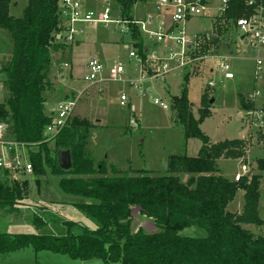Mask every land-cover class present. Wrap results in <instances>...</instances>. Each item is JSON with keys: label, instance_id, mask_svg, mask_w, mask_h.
I'll return each instance as SVG.
<instances>
[{"label": "trees", "instance_id": "trees-1", "mask_svg": "<svg viewBox=\"0 0 264 264\" xmlns=\"http://www.w3.org/2000/svg\"><path fill=\"white\" fill-rule=\"evenodd\" d=\"M19 1H28L21 17L11 14ZM122 13L130 11L139 0H118ZM59 0H0V30L7 31L14 43L10 64L3 68V84L7 97L0 103V117L9 125V136L19 143L38 144L31 153L33 176L42 177L49 170L60 178L59 188L65 194L84 199L75 204L78 210L97 224L95 230L84 229L75 235L74 222L66 221L64 236L53 234H0V256L27 248L36 253L51 252L74 261L100 260L103 264H264V233L255 235L248 226L264 227L259 202L263 175L249 174L239 182L219 174L221 159H245L248 139L212 143L200 125L210 118V106L199 109L194 117L188 98V77L180 94L172 98L174 118L184 127L187 138L198 139L202 146L196 157L171 156L169 173L151 176L144 170L123 171L107 161L95 167L86 145L95 128L87 119L70 120L54 140L44 141V131L52 118L45 114V67L51 63V48L56 47ZM226 18H240L252 11L244 0H230ZM218 34H223L222 28ZM218 43L212 40L208 50ZM140 53L145 47L138 45ZM205 98L202 104L205 105ZM241 110H253L255 105L240 97ZM173 118V119H174ZM69 150L73 166L61 169L57 152ZM244 160V161H245ZM256 167L264 171V159ZM187 175L188 179L183 181ZM39 181V179H37ZM19 182L0 181V211L12 214L24 198ZM24 186V187H23ZM243 191L241 213L229 211L238 191ZM5 209L8 210L5 212ZM151 220L156 232L143 228L132 231L134 213ZM35 227L46 226L35 213L26 222ZM196 226L204 229L205 238L181 236V232Z\"/></svg>", "mask_w": 264, "mask_h": 264}, {"label": "rangeland", "instance_id": "rangeland-1", "mask_svg": "<svg viewBox=\"0 0 264 264\" xmlns=\"http://www.w3.org/2000/svg\"><path fill=\"white\" fill-rule=\"evenodd\" d=\"M153 1L148 0L145 2L146 5L132 7L130 15L134 18L139 15L138 18H142L143 11L146 10L147 13L154 6ZM214 4H220L219 0H214ZM23 8L24 2L18 3L12 14L21 17ZM212 25L210 17H196L185 25L184 31L190 36H195L201 34L204 28H208L209 35L212 33ZM83 28L88 33L87 36L85 38V34L78 37L80 44L72 45L71 52V46L63 44L51 48V63L45 67L46 79L43 82L44 112L50 116L53 109L57 108L59 102L66 100L67 96L72 100L77 99L71 120L87 119L94 125L86 151L95 161V167L99 162L107 161L109 176L112 175L110 166L123 171L144 170L150 172L151 176H162L169 173L171 156L198 155L202 142L186 137L184 127L178 124L172 111V98L180 94L187 76L188 98L192 104L191 111L194 117L198 118L199 109L202 107L210 106V111L213 112L211 117L200 125L201 130L213 144L237 139L248 125L247 111L241 110L240 107L241 96L247 99L258 92L259 97L253 102L254 109L264 110V75L260 78L255 76L254 59L258 54L257 49L250 46L248 40H241L240 34L234 30L223 29V34L211 35V39H218V43L210 48L213 54L221 53L229 57L234 79H223L217 67L219 60H208L194 63L188 70L173 72L164 79L143 81L140 83V92L135 88L138 83L133 84L134 81L140 80V68L137 60L129 56L132 40L128 32L123 33L122 25L112 23L95 29ZM126 45H129L128 49L125 48ZM13 54L14 43L10 34L0 30V103L7 97L2 69L10 64ZM93 57H98L102 61L106 67V75L114 63L122 64L125 69L124 82H102L88 89L90 84L84 81V75L87 63ZM65 64L69 67H65ZM211 80L216 84L215 88L206 89L205 86ZM122 93L128 97L125 107L120 105ZM202 98L206 100L205 105L202 104ZM155 99H159L170 108L162 109L154 104ZM212 99L214 102L210 103ZM132 117L138 120L135 127L129 124ZM245 139H248L247 161L221 159L218 162V170L221 176L234 181L235 175L240 173L242 163L247 162L250 174L263 175L259 211L260 217L264 220V171L256 169L258 160L264 159V130L258 131L251 125ZM34 177L26 178L28 184L23 186L25 199L13 209L12 214L0 211V234L64 236L68 231L64 225L66 221L75 223L72 229L75 235L83 234L86 228L90 230L97 228V224L75 206L84 199L62 192L59 188V177L51 175L49 170L45 176L36 179ZM180 177H184L185 181V176ZM24 181L25 179L18 182L22 185ZM242 204L243 191L240 190L231 203V210H239ZM6 211L8 210L5 209ZM35 213L45 220L46 226L37 228L32 222H26ZM15 220L25 223H16ZM139 228L145 229L148 233L156 232L152 222L135 212L132 231L136 232ZM248 229L255 235L264 233V227L248 226ZM180 234L190 238H205L208 235L204 229L196 226L186 228ZM20 253L5 263L103 264L100 260L74 261L68 256L49 252H41L37 257L31 248Z\"/></svg>", "mask_w": 264, "mask_h": 264}, {"label": "built area", "instance_id": "built-area-1", "mask_svg": "<svg viewBox=\"0 0 264 264\" xmlns=\"http://www.w3.org/2000/svg\"><path fill=\"white\" fill-rule=\"evenodd\" d=\"M230 0H154L152 10L142 18H126L118 0H59L57 8L58 31L57 43L72 46L85 34L83 27L95 29L98 26H107L116 23L122 25L124 34L129 33L132 44L129 56L135 58L139 65L141 77L134 81L135 88L141 92L140 83L164 79L166 76L179 70H188L189 66L208 60H219L218 70L223 79L232 80L234 74L229 63V57L224 54H213L211 49L205 47L212 43L211 35L218 34L220 28L238 32L243 40H248L250 46L257 49L255 62V76L264 75V0H244L245 6L252 12L240 18H226ZM94 3L96 7H90ZM148 0H139L133 7L146 5ZM134 9V8H133ZM138 12V11H137ZM210 17L212 21L211 34L203 29L201 34L190 36L185 31V25L196 17ZM116 17L117 19H114ZM215 29V31H214ZM145 47L142 55L138 45ZM126 49L129 45L125 46ZM65 67H69L65 64ZM111 71L106 75V67L98 57L91 58L87 63L84 81L90 86L107 83L108 81L124 82L125 69L122 64L114 63ZM212 71V69L210 70ZM216 84L209 81L206 89H214ZM259 97L254 93L247 98L253 103ZM128 97L122 93L120 105L125 107ZM76 100L69 97L59 102L57 108L51 113L52 122L47 125L43 134L44 141L54 140L67 126L76 107ZM164 110L170 108L159 99L154 100ZM247 123L254 125L258 131L264 130V110H248ZM129 124L135 127L138 120L130 118ZM33 145V146H32ZM28 145L19 143L10 138L9 125L0 117V181L18 182L28 181L26 178L34 177V166L31 153L37 149L38 144ZM34 149V150H33ZM249 163H242L240 173L234 177L239 182L249 175ZM24 181V182H25Z\"/></svg>", "mask_w": 264, "mask_h": 264}, {"label": "crops", "instance_id": "crops-1", "mask_svg": "<svg viewBox=\"0 0 264 264\" xmlns=\"http://www.w3.org/2000/svg\"><path fill=\"white\" fill-rule=\"evenodd\" d=\"M20 2H24V8L26 7V5H27V2L28 1H19L18 3H20ZM18 3H17V5L15 6V7H12L11 8V14H12V10L13 9H15V8H17V6H18ZM89 6L90 7H96V5L94 4V3H92L91 2V4H89ZM23 8V9H24ZM152 10V9H151ZM150 10V11H151ZM23 11V10H22ZM142 11V10H141ZM146 10H144L143 12H144V14H143V17L148 13V12H150V11H148L147 13L145 12ZM138 13H139V11H138ZM137 13V14H138ZM13 16H15L16 17V15H14V14H12ZM136 17H140L139 15H136ZM204 29H207V31H208V28H204ZM87 32H85V34H86ZM84 34V35H85ZM88 34V33H87ZM87 34L84 36V35H82V36H84L85 38H86V36H87ZM240 39L241 40H243L241 37H240ZM78 44H80V41H78L77 43H76V45H78ZM75 45V44H74ZM72 48H73V46H71V48H70V52L72 51ZM129 81H132V80H129ZM95 87V86H94ZM88 89L89 88H91V86L90 87H87ZM151 92H153L152 90H151ZM68 97V96H67ZM55 110V108L53 109V111ZM51 115V114H50ZM213 143V142H212ZM220 161V160H219ZM218 161V162H219ZM186 177H188L187 175H185V179H186ZM243 195H244V193H243ZM244 201L245 200H243V204L239 207V210H231V204L229 205V207H228V209H229V211H231V212H233V213H241L242 212V210H243V206H244ZM233 203V202H232ZM259 213H260V211H259ZM148 221H150V222H152L151 220H148ZM15 222H16V220H15ZM16 223H25V221H23V222H16ZM154 231H157L156 230V228H155V230ZM3 234H9V233H3ZM10 235H15V234H10ZM29 248H27V249H25V250H28ZM32 249V248H31ZM25 250H21L22 252L23 251H25ZM33 250V249H32ZM21 251H18V252H15V253H12V254H8V255H4V256H0V264H7V263H5L7 260H10V259H12L13 258V256H16V255H18V254H21L20 252ZM34 252H35V250H33ZM44 252V251H43ZM46 252V251H45ZM39 253H41V252H39ZM39 253H36L35 252V254H36V256L39 254ZM49 253H51V252H49ZM51 254H53V253H51ZM57 255V254H56ZM38 257V256H37Z\"/></svg>", "mask_w": 264, "mask_h": 264}, {"label": "water", "instance_id": "water-1", "mask_svg": "<svg viewBox=\"0 0 264 264\" xmlns=\"http://www.w3.org/2000/svg\"><path fill=\"white\" fill-rule=\"evenodd\" d=\"M212 99L210 103H213ZM250 130V126L247 125L246 128L242 131V133L237 138L238 140H244ZM57 162L61 169L68 171L72 168L73 162L71 157V152L69 150H61L57 152ZM188 177H186L185 181Z\"/></svg>", "mask_w": 264, "mask_h": 264}]
</instances>
